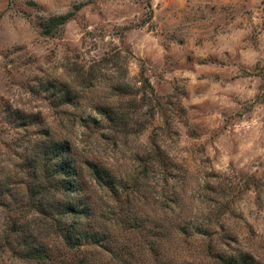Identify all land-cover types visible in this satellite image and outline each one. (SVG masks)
Segmentation results:
<instances>
[{
    "label": "rangeland",
    "instance_id": "rangeland-1",
    "mask_svg": "<svg viewBox=\"0 0 264 264\" xmlns=\"http://www.w3.org/2000/svg\"><path fill=\"white\" fill-rule=\"evenodd\" d=\"M0 264H264V0H0Z\"/></svg>",
    "mask_w": 264,
    "mask_h": 264
},
{
    "label": "trees",
    "instance_id": "trees-1",
    "mask_svg": "<svg viewBox=\"0 0 264 264\" xmlns=\"http://www.w3.org/2000/svg\"><path fill=\"white\" fill-rule=\"evenodd\" d=\"M70 16V15H69ZM69 16L66 17H50L48 19L47 25H46V29L47 31H50L55 25H57L58 23L62 24L64 23V21L66 19L69 18ZM63 153H65L66 151H62ZM55 156L57 155H53V158H55ZM70 166H62L60 169H57V171H53V177H55L56 175L60 174L59 176L61 177V181L59 179H57L60 183H62L63 185H65L68 189H66L67 191L71 190V186L72 183H74L75 181H72V179L74 178V171H72L70 168ZM90 178L91 181L97 184V186L101 185L102 183L105 184V189L108 191V194L111 193L112 189H113V182H112V178L111 176L106 172V171H99V169L97 168L96 165H91L90 166ZM48 175H44L43 179H47ZM67 180V181H64ZM56 184H51V188L53 189V191L55 192L56 188H55ZM41 188V187H40ZM77 191V190H76ZM79 191V189H78ZM69 207H71L69 209L68 212L70 213H75V208L72 207V205H69ZM16 225V223L14 224ZM14 230L13 232H17V230H15L14 228L11 229ZM9 231V230H8ZM24 237V236H23ZM32 237V236H31ZM70 238V237H69ZM29 239H31L30 237H24V241H28ZM24 248H26V252L27 254H30L29 259H35V260H44L46 258V256L41 252L40 248H36L33 243L31 242L29 245H25L23 244Z\"/></svg>",
    "mask_w": 264,
    "mask_h": 264
}]
</instances>
